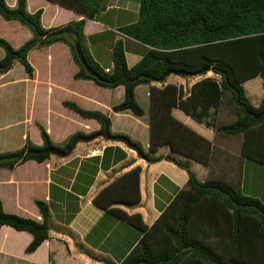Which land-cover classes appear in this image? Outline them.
<instances>
[{
    "label": "trees",
    "instance_id": "obj_1",
    "mask_svg": "<svg viewBox=\"0 0 264 264\" xmlns=\"http://www.w3.org/2000/svg\"><path fill=\"white\" fill-rule=\"evenodd\" d=\"M48 1L84 18L57 28L45 29L41 25V9L29 13L26 0H17L14 8L8 7L5 0H0L1 18L17 21L32 33V37L19 48H13L9 42L0 38V48L4 51L0 59V74L9 71L17 61L28 77L32 78L33 68L27 59L29 52L34 48L64 43L69 47L73 62L78 67L73 78L91 81L100 88L110 90L123 86V100L113 110L130 111L138 117L143 116L144 111L135 98L137 86L161 83L170 72L176 71L202 76L205 75L202 70L206 67L219 80H199L191 86L185 98L181 89L171 84L162 88L151 87L150 139L147 150L127 134L110 133V120L106 115L64 101L62 105L81 118L98 122L100 130L89 135L76 132L64 146L57 147L47 131L37 125L42 145L34 146L26 139L20 149L0 153V168L11 170L27 161L43 162L50 155L34 154L32 151L50 147L65 150L73 138L93 136L105 129L111 141L123 143L147 162L158 160L154 157L158 149L168 146L185 158L203 163L197 159L196 153L178 145L184 142L189 144V137L203 139L176 121L171 116L172 108H178L197 123L216 132L225 135L241 134V157L264 165V115L254 119L245 112L262 111L264 98L257 108L252 107L242 86L244 82L260 77L264 88V0H139L137 21L120 27L118 31L146 45L148 49L139 62L129 68L123 42L117 40L111 49L112 66L108 72L90 56L83 33L85 19H94L104 11L105 0ZM76 46L89 71L81 64ZM221 105L234 112V121L218 123L216 115ZM117 151L121 152L119 160L125 158L122 151ZM179 167L188 175L185 188L176 194L149 227L143 223L139 214L128 215L113 207L115 204L139 203V167L114 180L92 200L97 207L141 233L136 245L116 264H264V206L257 199L241 195L222 181L199 182L186 163H179ZM131 179L134 180L133 198L122 194L105 203L102 201L105 195H114L113 191H117L119 185ZM234 201L238 204L235 205ZM35 205L41 221L6 213L0 203V227L9 226L31 235L26 253H33L48 238L50 229L47 204L35 201ZM254 206H258V209Z\"/></svg>",
    "mask_w": 264,
    "mask_h": 264
},
{
    "label": "crops",
    "instance_id": "obj_2",
    "mask_svg": "<svg viewBox=\"0 0 264 264\" xmlns=\"http://www.w3.org/2000/svg\"><path fill=\"white\" fill-rule=\"evenodd\" d=\"M5 2L8 7L14 8L17 0H5ZM119 5L115 7L109 3L94 19H85L83 28L90 56L105 71L112 66L111 57L108 64L103 67L99 63L100 59L107 56L108 52L111 54L112 46L117 40L121 39L123 42L129 68L138 63L148 49L146 45L118 31L120 27L137 20L139 0H122ZM26 9L29 13L39 9L43 11L41 25L45 29L57 28L84 18L48 0H26ZM114 10L119 11L115 16ZM0 24L7 23L0 21ZM15 28L22 36L14 46L19 48L32 37V33L29 29L23 30L19 26ZM110 40L109 45L105 43ZM103 43L107 46H102ZM31 54L35 55V62L31 61ZM27 59L33 68L32 78L28 77L24 69V72L20 71L19 74L12 75L14 66L6 73L0 74V143L4 147L0 148L3 150L7 149L5 146L9 144H14L20 149L28 139L24 132L20 136L11 132L13 126L21 125L23 121H32L28 116L22 121L12 122L11 102L12 98L19 97L18 95L24 98L23 102L27 107L29 103L35 104L36 101L45 107L49 121L46 130L54 145L66 143L76 132L89 135L100 130V125L95 120L81 118L62 105L64 101H69L84 110L98 111L106 115L110 120V133L127 134L139 141L147 150L150 139L151 87L162 88L171 84L180 88L185 98L191 86L199 80L204 78L219 80L218 76L208 71L205 75L192 77L170 74L161 83L137 86L135 98L144 111L143 116L138 117L130 111L113 110V107L123 100V86L110 90L95 84L91 85V81L73 78L78 67L73 62L66 44L55 43L48 47L34 48L29 52ZM171 75L176 79H171ZM9 76L12 78L6 80ZM261 100L252 106L257 108ZM52 105H62L64 108L56 111L51 109ZM228 110L229 108L224 105L218 108L216 115L218 123L226 124L227 122H222L224 118L230 119L229 122L235 120L234 112L230 109L231 113H229ZM171 116L203 139L189 137L191 140L189 144L184 142L178 145L196 153L197 159L204 164L185 158L168 146L158 149L154 155L158 160L147 162L121 142L97 138L90 143L76 144L71 155L65 158L50 155L40 163L27 161L11 170L0 168V203L3 210L6 213L41 221L35 201H43L49 209L50 224L48 238L33 253L25 252L32 239L29 233L16 231L9 226L0 227V264H105L104 261L116 264L122 261L136 245L141 233L133 226L117 220L111 213L97 207L92 200L114 180L135 167L140 168L139 203L115 204L113 207L123 210L128 215L139 214L148 227L176 194L185 188L188 175L179 167V163H186L199 182L222 181L241 195L257 199L264 206V202L254 194V189L264 191V179L255 177L260 172L264 173V165L241 157L240 147L243 140L241 134L225 135L216 132L204 124L197 123L178 108H172ZM65 117L73 121L75 128L72 130L66 128ZM52 122L56 129L55 136H52ZM30 143L39 147L42 145V139L37 137ZM105 149H107L106 153H104ZM3 150H0V153ZM117 150L122 151L125 158L119 160L121 152ZM10 151L14 150L10 149ZM247 178L251 181L249 186H246ZM246 187L249 192L245 191ZM113 192L114 195H105L102 201L105 203L110 198L122 194L133 198L134 180L126 181Z\"/></svg>",
    "mask_w": 264,
    "mask_h": 264
},
{
    "label": "rangeland",
    "instance_id": "obj_3",
    "mask_svg": "<svg viewBox=\"0 0 264 264\" xmlns=\"http://www.w3.org/2000/svg\"><path fill=\"white\" fill-rule=\"evenodd\" d=\"M119 2H122V0H119V1L105 0L104 1V5H105V7H107L108 4L110 3L111 5H113L115 7H118V6H120ZM115 10H116V8H115ZM102 12L103 11H101L100 13H102ZM118 13H119V11L113 12L114 16L117 15ZM0 21H2L3 23H7L5 25L4 24H0V38H2L4 40H6L7 42H9L11 44V46L14 48V46H16L18 44L19 40H21V38H22L20 32H18V30H16L15 27L19 26L23 30H27V31H28V28H26L25 26L21 25L17 21L6 22L1 17H0ZM105 43H107L109 45L111 43V40L110 41H106ZM105 43H103L102 46H104V45L107 46V44H105ZM98 50H99V47L97 48V51ZM0 54H3V56H4V51H3L2 48H0ZM3 56H0V59ZM110 57H111V54L109 52H108L107 56L101 57V59H100L101 61L99 62L100 65L102 67L105 64L107 65L109 60H110ZM30 59H31L32 62H35V59H36L35 55L31 54ZM13 66H14V71H13L12 75H17V74L20 73V71H23V68H22V66L20 65L19 62L15 61ZM15 69H19V70H15ZM11 78L12 77L9 76V77L6 78V80H9ZM170 78L171 79H176L172 75L170 76ZM183 79L186 80V79H194V78H183ZM70 80H72V79H70ZM22 85H24V84H22ZM91 85H94V83L91 82ZM242 86L244 88L245 96H246V98H247V100H248V102L250 103L251 106L252 105L255 106L263 98V96H264V88L262 87L261 78L260 77H255L253 79H250V80L244 82L242 84ZM22 88L24 89V86H22ZM15 91L18 92V90H15ZM18 96L19 97H17V96L13 97L12 98V102H11L12 103L11 104V118H12V122H14V121H22V120L26 119L28 116H30V119H32V121H30V122L23 121V122H21L22 123L21 125L19 124L18 126H13V128L11 129V132L15 133V134L17 133L19 136L22 135V132H24L26 134V136L28 137V140L33 142L34 139H36L37 137H40L37 125H41L45 130H46V127L49 125V121L47 120L46 113H45V107L40 105V103L37 102V101L35 102V104L34 103L33 104L29 103L28 107H27V106H25V104L23 102L24 98L21 97V95H18ZM29 108H32V110H29ZM62 108H64L62 105H58V106L52 105V107H51L52 110H56V111H59ZM228 111H229V113H231L230 109ZM231 117H232V114H231ZM64 119H65V122H64L65 126H66V128L68 130L69 129L72 130L73 128H75V125H74L73 121L70 120V118L65 117ZM229 120L230 119H228V118H224L222 122L223 123H225V122L228 123ZM51 126H52L51 127V131H53V135L52 136H55L56 129L54 128V123L53 122H52ZM97 138L102 139V137H100V136L97 137ZM55 146L62 147V146H64V144L55 145ZM0 147H3L2 143H0ZM5 148H7V149L3 150L2 148H0V150H3L1 152H7V151H10V149H13V150L18 149L17 147H15L14 144H9V145L5 146ZM248 174H249V176H252V174H250V173H248ZM256 176H259L260 178L264 179V173L263 172L258 173V175H255V177ZM250 184H251V181H250L249 178H247L246 179V186H249ZM245 191L249 192L248 187H246ZM254 194H255V196H257L258 198H260L264 202V191H262L260 189H254Z\"/></svg>",
    "mask_w": 264,
    "mask_h": 264
},
{
    "label": "water",
    "instance_id": "obj_4",
    "mask_svg": "<svg viewBox=\"0 0 264 264\" xmlns=\"http://www.w3.org/2000/svg\"><path fill=\"white\" fill-rule=\"evenodd\" d=\"M76 51H77V54L79 56L81 64L84 66V68L87 71H89V67L86 64V62L84 61V59L82 57V54L79 51V47L78 46H76ZM202 71L205 72V73L208 72L209 71V67H206ZM170 74H175V75H179V76H183V77L195 76V75H191L189 73H185L183 71H176V72H173V73L170 72L169 75ZM245 112H246L247 115L252 116L254 119H259L261 116L264 115V109L262 111H260L259 113H253L250 110H246ZM99 136L104 138V139H107V140L110 139V135H109L107 129H105L100 134H96V135H93V136H89V137L77 136V137L73 138V140L66 147L65 150L59 149L57 147H50V148H46V149L41 150V151H32V153H34V154H49V155H54V156L59 157V158H65V157H68V156L71 155V153H72V151H73V149H74L76 144H78L80 142L81 143H90V142L94 141ZM161 159H162V157H161ZM234 204L237 205L238 202L234 201ZM241 206H247V205L246 204H242ZM254 208L258 209V206H254ZM262 214L264 215V212H262Z\"/></svg>",
    "mask_w": 264,
    "mask_h": 264
},
{
    "label": "built area",
    "instance_id": "obj_5",
    "mask_svg": "<svg viewBox=\"0 0 264 264\" xmlns=\"http://www.w3.org/2000/svg\"><path fill=\"white\" fill-rule=\"evenodd\" d=\"M108 71H109V69L106 70V72H108ZM92 153H95V152H92Z\"/></svg>",
    "mask_w": 264,
    "mask_h": 264
},
{
    "label": "flooded vegetation",
    "instance_id": "obj_6",
    "mask_svg": "<svg viewBox=\"0 0 264 264\" xmlns=\"http://www.w3.org/2000/svg\"><path fill=\"white\" fill-rule=\"evenodd\" d=\"M100 133H101V132H100ZM100 133H99V134H100Z\"/></svg>",
    "mask_w": 264,
    "mask_h": 264
}]
</instances>
